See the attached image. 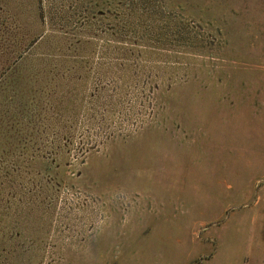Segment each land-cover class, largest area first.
<instances>
[{"label":"rangeland","instance_id":"374dc122","mask_svg":"<svg viewBox=\"0 0 264 264\" xmlns=\"http://www.w3.org/2000/svg\"><path fill=\"white\" fill-rule=\"evenodd\" d=\"M25 6L0 264H264V0Z\"/></svg>","mask_w":264,"mask_h":264},{"label":"trees","instance_id":"16d2710c","mask_svg":"<svg viewBox=\"0 0 264 264\" xmlns=\"http://www.w3.org/2000/svg\"><path fill=\"white\" fill-rule=\"evenodd\" d=\"M34 7L25 6V0H0V84L41 37L40 21H29L40 18Z\"/></svg>","mask_w":264,"mask_h":264}]
</instances>
